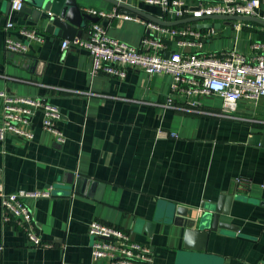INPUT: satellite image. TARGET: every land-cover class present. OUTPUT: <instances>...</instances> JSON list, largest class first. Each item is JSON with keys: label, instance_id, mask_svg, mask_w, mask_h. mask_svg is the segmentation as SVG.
<instances>
[{"label": "crops", "instance_id": "crops-1", "mask_svg": "<svg viewBox=\"0 0 264 264\" xmlns=\"http://www.w3.org/2000/svg\"><path fill=\"white\" fill-rule=\"evenodd\" d=\"M8 2L0 0V91L56 106L65 142L59 145L43 131L40 114L32 120V140L9 135L0 142L3 191L51 194L25 200L45 247L32 246L13 224H3L0 207V264H104L90 256L87 227L92 221L148 244L153 264H264V144L251 143L256 137L260 142L264 133V97L255 103L239 101L231 117L220 116L222 103L215 96L201 97L198 112L165 108L169 97L174 106H186L183 97L171 95L168 75L126 69L123 80L92 76L85 50L73 45L62 50L67 39L45 33L44 24L33 22L29 14L12 12ZM77 2L83 13L115 10L114 18L91 17L110 38L139 46L144 28L119 19L129 12L107 0ZM259 2L256 18L263 19L264 0ZM130 4L136 10L133 15L160 20L158 8ZM216 21L205 24L221 33L223 26ZM7 22L14 25L8 31ZM20 29L36 31L42 41L24 40ZM263 29L256 22L238 21L232 39L228 32L216 35L204 44V51L205 46L212 50L207 52L237 47V34L245 31V51L237 50L249 54ZM6 36L23 41L28 51L5 53ZM66 90L93 95L73 96ZM236 180L247 186L241 188ZM222 194L234 197L229 217H221L232 230L211 232L205 242L185 248L183 228L167 218L170 209L199 213Z\"/></svg>", "mask_w": 264, "mask_h": 264}, {"label": "built area", "instance_id": "built-area-1", "mask_svg": "<svg viewBox=\"0 0 264 264\" xmlns=\"http://www.w3.org/2000/svg\"><path fill=\"white\" fill-rule=\"evenodd\" d=\"M131 6L141 3L159 9L160 20L173 22L188 18L198 19L197 24L214 20H202L213 15L256 17L260 7L259 0H115ZM25 0H10V10L20 12ZM86 14L98 18H114L110 14L86 10ZM119 19L133 21L144 28V35L138 47L112 39L106 28L98 23L91 24L86 37H76L63 41L61 49L70 45L85 50L91 57V75L102 74L123 80L126 69H137L149 76L168 75L171 78L172 96L184 98L188 107L173 105L167 98L165 108L178 107L183 111L198 112L203 96H215L221 100V117H231L241 100L251 103L264 97V29L262 39L250 45L249 54H243L234 45L229 50L219 52L204 51V44L217 35L212 26L206 29L190 27V24L163 26L140 16L121 15ZM264 20V18H263ZM12 22L5 24V30L13 28ZM238 28L239 26H235ZM24 40L41 42L34 30L20 29ZM3 50L8 54H24L28 45L6 36ZM73 96H91L90 92L66 90ZM1 121L0 142L11 135L24 140H32V120L41 115L43 131L54 141L63 145L65 137L57 122L61 118L59 109L38 97H21L0 91ZM176 137V135H171ZM241 187L247 182L236 180ZM49 190L5 193L0 179V207L3 224H13L25 234L34 247H45L38 234L31 211L25 204L26 199L49 198ZM87 235L92 238L90 256L94 261L104 264H153V251L148 244L132 240L127 231L92 221L87 227ZM262 264V263H259Z\"/></svg>", "mask_w": 264, "mask_h": 264}, {"label": "water", "instance_id": "water-1", "mask_svg": "<svg viewBox=\"0 0 264 264\" xmlns=\"http://www.w3.org/2000/svg\"><path fill=\"white\" fill-rule=\"evenodd\" d=\"M107 1L122 11L129 12L126 15L136 16L133 15L136 13L134 8L118 3L115 0ZM7 8L10 9V0ZM20 12L29 14L33 22L44 24L45 33H55L59 38L67 39L68 41H72L76 37L85 38L88 23L94 24L97 22L96 18H92L81 11L77 0H25ZM202 20L247 21L256 22L264 26V20L256 17L213 15ZM151 21L163 26L190 24V27L197 29H206L212 26L211 24H197L196 22L199 20L194 18L174 22H162L155 19ZM263 138L264 133L260 142H258L256 137L251 140V143L263 145ZM79 183L80 180H77L75 186L77 187ZM85 184H89V182L86 181ZM233 200V196L222 194L216 204L207 207L202 206V211L199 213L183 207H173L170 209L167 218L176 226L183 228L184 247L189 248L194 242H205L211 232L220 233L221 230H232L233 226L221 221V217H229L230 204ZM152 227L153 223H150L149 228L147 227L145 230L147 234ZM201 245L204 244H200V247Z\"/></svg>", "mask_w": 264, "mask_h": 264}, {"label": "rangeland", "instance_id": "rangeland-1", "mask_svg": "<svg viewBox=\"0 0 264 264\" xmlns=\"http://www.w3.org/2000/svg\"><path fill=\"white\" fill-rule=\"evenodd\" d=\"M236 22H238V21H224V20L216 21L215 24H221L223 26V30H221V33H219L217 30V33H219V34H217V37H218V35H220L222 33H223L222 36H226V33L228 32L229 38L232 39L234 34H235V33H233L232 28ZM225 23H228L229 25H225ZM255 27L257 29L260 28V26H255ZM247 37H248V34L245 31H241L237 34V47H238L237 49L239 51H243V52L245 51L241 48V46H242V44L245 43V41H247V43H248ZM214 38H216V37H214ZM252 41H254V40H252ZM205 49H206V52H207V50L212 51V50L208 49L206 46H205Z\"/></svg>", "mask_w": 264, "mask_h": 264}]
</instances>
